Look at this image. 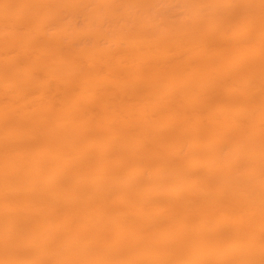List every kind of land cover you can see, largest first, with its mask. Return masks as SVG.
Returning <instances> with one entry per match:
<instances>
[{"label": "rangeland", "instance_id": "1", "mask_svg": "<svg viewBox=\"0 0 264 264\" xmlns=\"http://www.w3.org/2000/svg\"><path fill=\"white\" fill-rule=\"evenodd\" d=\"M125 1L139 27L122 20ZM215 6L192 19L179 0H0V264H15L14 254L28 259L56 236L86 254L54 261L47 251L38 264H112L111 239L113 264H167L163 249L147 254L148 241L158 231L177 240L208 219L224 231L202 233L216 260L200 264H264V206L237 185L264 173V115L245 113H264V36L254 38L264 0ZM207 128L223 129L220 153L187 162L186 143L212 146L201 134ZM98 165L113 171L105 187L92 175ZM25 211L27 222L46 217V240L20 239L23 227L13 244ZM7 214L16 215L10 231ZM252 217L259 229L250 244L231 241ZM145 219L161 222L148 228Z\"/></svg>", "mask_w": 264, "mask_h": 264}, {"label": "bare ground", "instance_id": "2", "mask_svg": "<svg viewBox=\"0 0 264 264\" xmlns=\"http://www.w3.org/2000/svg\"><path fill=\"white\" fill-rule=\"evenodd\" d=\"M180 2L186 4L188 7L187 12L189 13V16L193 19L197 16V14L201 11H208L210 14H213L216 11V6L215 3L218 0H179ZM222 1V0H221ZM234 1V0H231ZM121 9L123 13L121 14L122 20L126 21H135L137 27L143 24V21L138 19V14L134 13L132 11L134 7V3L132 1H125L124 4H122ZM151 7H145L140 9V12L146 13ZM145 36V35H144ZM264 36V24L261 29H258L254 32V38L258 39L259 37ZM257 65L256 63H248L244 66V69H250L251 66ZM174 76L172 77L171 80H173ZM205 79L204 74H199L197 77L196 82L198 84H203ZM175 83V82H171ZM170 86V84H168ZM227 116L230 119H234L235 117L238 116V109L230 106L227 108L225 111ZM245 113L250 116V118H253L255 120L260 119L264 113L262 111L253 109L251 106H248L246 108ZM225 114V113H224ZM222 128H207L205 130L201 131V134L205 139L208 140V142L212 145L209 150H202V148L199 146L198 143H186L185 144V150H186V156L185 159H187V162L192 160L193 157H204V156H211V155H216L217 153H220L221 151V135H222ZM181 136H184L181 134ZM237 147L236 143H233L231 145V151H235ZM109 170H112V166L107 167ZM209 168V166H208ZM110 173L112 172H106L102 165H98L92 175L96 176V178L99 181H96V185L98 187H105L107 184L108 180H104L105 177H111ZM136 170L135 167L132 166L130 167V173L131 175L135 174ZM40 176V170L35 167L32 169L30 172V177L32 179H37ZM164 179L169 180L168 177H164ZM46 183V182H45ZM49 183V181H48ZM47 184V183H46ZM72 184L74 185V182L72 181ZM243 187H246L251 191V194L249 195V200L252 202L253 205H255L256 201L259 203H262L261 206H264V173H258L256 177L246 181L245 183L237 184ZM75 191H81L79 185H75ZM235 187V184L233 185V188ZM34 193H37L35 191ZM211 192H205L204 196L206 199L211 197ZM186 204V203H184ZM91 214H94L92 212ZM124 214H127L124 210L119 209L118 210V216L122 217ZM43 217V215L38 219L31 218L29 219V222L26 221L28 218V213L25 211L23 212L20 217L19 221L22 220L21 224L19 225L17 232H16V237L13 239V244H18L19 243V235L21 231L23 230V227H25L24 232L22 233V236L20 239L24 240L29 238L32 234L34 233H40L43 235V239L46 240L47 235L49 234L48 229L44 226L41 225L40 219ZM43 218H46L45 216ZM84 218V216L81 217V219ZM16 219V215L13 214H7L5 216V229L6 230H12L13 229V221ZM192 220V219H191ZM190 220V221H191ZM258 220L257 217H252L251 221H248L246 223L241 224L238 227H235L232 231V239L231 241L241 239L244 242V245L247 246V244H250L251 239L249 238V234H253L256 231H258L259 226L255 224V222ZM194 221V219H193ZM160 220H151V219H145V227H153L156 226ZM212 219L204 220V229L201 231H197L194 233H186L182 235L181 238L177 240H172L169 242H166L164 239L165 234L162 231H158V237L153 240V241H148L149 242V247L153 246L151 251L147 253L148 255H153L154 250L159 248L163 249L165 251L163 255V260L166 261L167 259V264H175L177 261H183L184 264H200L202 261H215L216 259L212 256H209V248L204 247L201 243L202 242H207L210 240H213L211 238H205L202 236V233L206 230L209 231H215L217 233H222L224 230L222 229H216L212 225ZM60 226L67 228L68 223L66 219H61L60 220ZM73 228H78L77 226H74ZM72 228V229H73ZM114 229L118 231L117 224L114 226ZM127 239H131V236H128ZM76 241V240H75ZM115 243L114 239H111L109 242L108 246L105 248V253L108 256L107 261H111L113 264V256L111 252V247ZM65 243V238L61 236H56L54 239H48L46 243H44L41 247H39L35 253H33L32 257L25 259V260H20L18 259L15 254L13 255L14 263L15 264H22V263H32V264H38L36 262V257H41L43 256L47 251H51L54 256V261H61L66 256L74 257L76 255L80 254H86L82 249L76 245V243H70L69 245H66ZM138 250V247H133L131 249H127L124 252L125 257H130L133 255L136 251ZM175 251L177 253V256H171L168 257L170 252ZM74 259V258H73ZM74 261V260H73ZM156 261V260H155ZM71 264H78L77 262H73ZM152 264V263H150Z\"/></svg>", "mask_w": 264, "mask_h": 264}]
</instances>
